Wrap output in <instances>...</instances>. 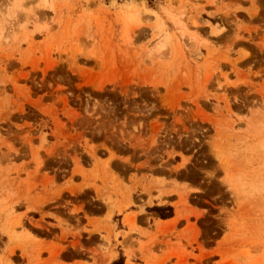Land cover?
<instances>
[{"label": "rangeland", "instance_id": "374dc122", "mask_svg": "<svg viewBox=\"0 0 264 264\" xmlns=\"http://www.w3.org/2000/svg\"><path fill=\"white\" fill-rule=\"evenodd\" d=\"M121 253L264 264V0H0V264Z\"/></svg>", "mask_w": 264, "mask_h": 264}, {"label": "crops", "instance_id": "0c3cea01", "mask_svg": "<svg viewBox=\"0 0 264 264\" xmlns=\"http://www.w3.org/2000/svg\"><path fill=\"white\" fill-rule=\"evenodd\" d=\"M195 194H196V192H192L190 195L193 196V195H195ZM185 210H186V209H183V213H182V211H180L179 209H178V210H174L173 217L170 218V219H167V220H161V219L158 218V216H156V220H157V222H159L160 224H161V223L163 224V222H165V221L172 222L173 219L176 218V213L179 212V217H178L176 223H177L179 226L181 225V226L183 227V231L186 233V236L188 237V239H190V240L193 241V239H194V235H192V232H190V231H188V230H189V228H190V227H189V224H193V223H194V220H192V222H189V221H188V217H187V216L185 215V213H184ZM139 216H140V215H139ZM193 249H195V247H194Z\"/></svg>", "mask_w": 264, "mask_h": 264}, {"label": "trees", "instance_id": "16d2710c", "mask_svg": "<svg viewBox=\"0 0 264 264\" xmlns=\"http://www.w3.org/2000/svg\"><path fill=\"white\" fill-rule=\"evenodd\" d=\"M149 213L157 214L158 218L161 220H167L173 217L174 210L171 206H163V207H152L147 209ZM111 264H125V258L122 253L119 257L114 260Z\"/></svg>", "mask_w": 264, "mask_h": 264}]
</instances>
